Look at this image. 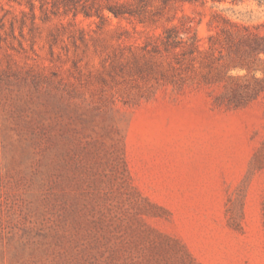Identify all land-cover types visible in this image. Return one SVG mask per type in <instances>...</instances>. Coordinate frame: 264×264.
Listing matches in <instances>:
<instances>
[{
	"label": "rangeland",
	"instance_id": "obj_1",
	"mask_svg": "<svg viewBox=\"0 0 264 264\" xmlns=\"http://www.w3.org/2000/svg\"><path fill=\"white\" fill-rule=\"evenodd\" d=\"M162 11L145 27L105 9L101 29L0 0V264H264V92L228 107L223 86L148 93L104 69L122 28L142 45L187 15L205 46L230 24L264 36V3ZM223 56L235 83L264 80V54Z\"/></svg>",
	"mask_w": 264,
	"mask_h": 264
},
{
	"label": "trees",
	"instance_id": "obj_2",
	"mask_svg": "<svg viewBox=\"0 0 264 264\" xmlns=\"http://www.w3.org/2000/svg\"><path fill=\"white\" fill-rule=\"evenodd\" d=\"M13 1L19 5H27L33 19H36V3L39 2L43 13H47L50 8L54 15L62 13L63 15L72 14L74 18L79 15L86 18L97 17L100 19L101 29L110 23L111 19L105 15V9L112 14L113 18L136 21L146 27L160 20L164 14L162 9L164 10L170 2V0H162L164 6L161 11L151 12L148 8L152 6L154 0H106L105 5L100 4L98 0ZM173 1L183 4L197 2V0ZM258 1L264 3V0ZM194 23V19L184 15L179 23H170L162 33L153 35L142 45L121 42L124 37H130L129 30L122 28L124 30L117 36L119 52L115 50L113 54L104 59V63H109L108 67L104 64V69L114 80H117V77L126 79L128 77L151 84L147 87L148 93H153L150 90L161 85L183 89L188 85L196 84L223 86L227 90V100L223 99L221 104L228 107L238 108L257 100L264 92V80L253 77L254 84L246 81L235 83L232 76H228V63L221 62L225 60L223 51H227L229 55L245 53L248 57L257 59L259 55L264 54V36H259L248 28L230 24L232 27L230 30L222 31L223 38L210 36L205 46ZM215 51H218L221 56L215 57L213 54ZM238 60L242 62V66L250 70V63L245 58L232 59L231 62ZM204 70L207 71L203 72ZM143 96H137L135 100ZM185 253L190 255L188 252ZM193 260L195 261L194 258Z\"/></svg>",
	"mask_w": 264,
	"mask_h": 264
}]
</instances>
